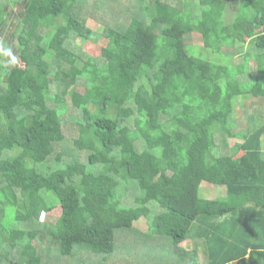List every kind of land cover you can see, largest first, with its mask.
Here are the masks:
<instances>
[{"label": "trees", "instance_id": "16d2710c", "mask_svg": "<svg viewBox=\"0 0 264 264\" xmlns=\"http://www.w3.org/2000/svg\"><path fill=\"white\" fill-rule=\"evenodd\" d=\"M83 1L0 0V25L23 5L18 65L0 53V264H264V125L234 102L264 100V0H101L100 35Z\"/></svg>", "mask_w": 264, "mask_h": 264}, {"label": "rangeland", "instance_id": "374dc122", "mask_svg": "<svg viewBox=\"0 0 264 264\" xmlns=\"http://www.w3.org/2000/svg\"><path fill=\"white\" fill-rule=\"evenodd\" d=\"M13 1L16 2V0H8V2L13 4ZM164 1V0H163ZM101 0H84V12L85 14H87L86 18L88 19V28H91L93 30L94 33L96 34H101L103 31V26L97 23V19L94 16V10L95 9H99V4H100ZM22 4L20 5H16V6H7L6 7V13H7V23L5 24H1L0 25V53L3 54V63H5L9 68H13L16 67L18 65V59H17V54H16V47L13 45H10L11 42V36L16 28L17 23L22 19L23 17V10H22ZM96 7V8H95ZM95 8V9H94ZM88 13H93V15H89ZM107 16L110 18L112 15V13L110 11H107ZM62 17V16H61ZM233 18V15L228 16L226 12H224L223 15V19L226 22H230ZM111 19V18H110ZM59 21H62L61 19ZM75 47H78L76 50V53L78 55H80L83 59L85 58L84 55L86 56V54H89L88 52H90L91 54H93L94 56H96L99 53V48L95 47V48H88V47H83L82 45L77 44V40L75 41ZM186 47L187 49H189V51H191L193 54L195 52H198L196 54L198 55H202L199 56L202 58H212V55L210 52L205 51V49L202 47V42H201V38L199 35L194 34L192 36L187 37L186 39ZM240 46H236V48H239ZM242 50V48H240ZM228 51L230 53H233L234 56V63H240L242 62V59L237 56V49H232L229 48ZM216 62H223V63H230L231 60L230 58H224L223 56L220 58H216ZM232 64V63H231ZM247 89L249 87V84L246 86ZM246 97V96H245ZM245 97H241V98H245ZM237 99V98H236ZM243 102L239 103L236 102L235 106L236 108L239 109V105H242L243 107ZM242 107H240V109H242ZM244 109V108H243ZM242 109V110H243ZM239 111V110H238ZM253 113H251L250 116H252ZM245 116H238V120H239V124L243 123V120H245L244 118ZM243 119V120H242ZM252 121L253 126H258L259 121L258 120H253L250 119ZM248 122V121H247ZM66 132H67V138L68 140L72 141L74 139H76L78 137V133L76 130V125H69L66 127ZM232 143V142H231ZM230 143V144H231ZM77 155L79 156V159L81 162H84L86 157L88 156V154L86 153V151H80L77 152ZM201 197H208L207 199H218V198H223L224 197V188L222 187H212L208 184H203L201 187ZM60 210L59 209H55L52 212V217L57 218L59 216ZM47 220V216L41 217V221H45ZM133 231L128 232V233H119L118 234V245L119 247H124V249H119V251L124 250L126 251V248L129 249L128 247L131 246L132 241H136L137 239H139L141 236H143V234L146 232L147 229V225L145 223V221H139L137 223H135L134 227H133ZM159 243V242H158ZM161 245V243H159ZM192 242L188 241L184 244H181L179 248H181L182 250H186L189 248H192ZM145 249L142 248L141 252L146 254ZM81 252H83V254L86 253V251H84L83 249H79L76 251V254H80ZM85 252V253H84ZM149 253V252H148ZM155 252H153L151 255L155 254ZM143 257V255H142ZM169 258V257H168ZM172 261H177V262H181V259L178 258L177 256H171L170 257ZM121 259V255L117 258V260ZM116 260V259H115ZM148 261V260H147ZM162 261H167V259L162 260ZM144 262V261H143ZM134 264V261H133Z\"/></svg>", "mask_w": 264, "mask_h": 264}, {"label": "crops", "instance_id": "0c3cea01", "mask_svg": "<svg viewBox=\"0 0 264 264\" xmlns=\"http://www.w3.org/2000/svg\"><path fill=\"white\" fill-rule=\"evenodd\" d=\"M239 102V103H244L243 107L242 105H239V109L236 108L237 110H239L238 114L236 115V118H238V116H245L242 117L245 119V121L247 120V116L252 114V118L253 120H258L259 124L257 127H262L264 125V100L261 98H255L252 95H248L245 98H241V96L237 97V99H235L234 101ZM240 107H242V109H240ZM256 127V126H255ZM259 129V128H258ZM257 129V130H258ZM261 148L262 151L264 153V135L262 136L261 139Z\"/></svg>", "mask_w": 264, "mask_h": 264}]
</instances>
